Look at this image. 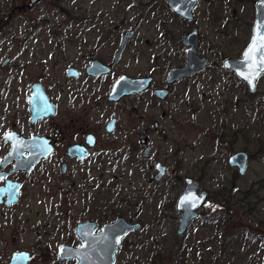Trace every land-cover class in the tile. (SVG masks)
Wrapping results in <instances>:
<instances>
[{
	"label": "rangeland",
	"instance_id": "374dc122",
	"mask_svg": "<svg viewBox=\"0 0 264 264\" xmlns=\"http://www.w3.org/2000/svg\"><path fill=\"white\" fill-rule=\"evenodd\" d=\"M257 1L198 0L193 22L172 12L167 0H46L33 8L31 0H0V42L7 41L0 57V80L9 72L1 69L9 54L6 46L15 41L23 70L19 91H27L35 75L44 72L43 61L49 68L51 90L63 91L66 69L87 60L91 42L107 39L103 55L113 62L121 33L127 30L135 33V40L116 66L118 70L162 76L183 65L187 47L182 37L193 29L199 33V56L211 62L189 83L176 87L185 96L178 106L173 98L169 100L166 116L148 96L150 159L142 157L139 138L133 139L140 132L128 137L133 139L128 147L129 117L125 114L121 130L103 140L109 152L99 160L100 168L95 171L91 163L73 168L78 174L89 171L94 178L92 187L65 192L63 197L52 191L37 198L29 180L20 204L13 210L0 209V264H9L12 254L22 250L31 253L30 264H76L61 262L52 252L59 244L80 243L74 234L77 221L95 217L113 221L118 214L140 222L142 228L123 242L117 264H168L171 251L181 247L180 264H264L260 240L264 239V76L252 94L222 66L226 58H241L250 43ZM106 25H111V35L104 32L108 35L102 36L101 27ZM85 26L93 28L81 37L79 31ZM83 38L90 43L81 50L77 41ZM60 41L63 58L56 53ZM43 51H51L52 57ZM76 86L69 84L68 91H63L67 107L59 113V120L84 116L78 106L86 103L74 99ZM69 101H74L75 110ZM189 103L193 115L188 114ZM91 114L100 121L110 118L113 111L102 103ZM154 121L160 122L159 132L154 130ZM239 152L249 155L243 176L229 165L230 156ZM156 163L166 167L160 181L154 179ZM186 178L201 181L200 191L210 196L199 209L200 218L178 237L176 207ZM221 209L228 221L226 231L220 223L208 220L218 217L214 211ZM246 230L260 239L238 244L237 234Z\"/></svg>",
	"mask_w": 264,
	"mask_h": 264
},
{
	"label": "flooded vegetation",
	"instance_id": "af4514ba",
	"mask_svg": "<svg viewBox=\"0 0 264 264\" xmlns=\"http://www.w3.org/2000/svg\"><path fill=\"white\" fill-rule=\"evenodd\" d=\"M41 2H46V0H31L29 6L33 8ZM259 2L260 0H258L255 4L253 34L257 19V5ZM110 26L111 25L103 26L107 27L108 31L105 28L99 26L102 28L100 30L102 36L110 34ZM92 28L93 26H85L84 29L79 31V36L85 37L87 32H89ZM116 28L119 27L116 26ZM129 31L130 30L124 32L122 31V41L118 52L114 53L115 56L113 62L107 61L103 55V51L108 46L109 41L107 39H99L91 42L93 44L89 48L93 49L88 53L87 60L85 62L81 61V63H78L77 66H70L66 69L67 80L63 87V91H68L69 84L76 83L77 86L74 89L76 92L74 99H79V101L86 103L85 107L78 106V108H81L85 111V114L82 118L70 119L66 121L59 120L58 117L60 115L59 113L63 112V109L67 107V102L65 103V99L63 98V91L51 90L49 79L50 72L46 62L43 61L41 65L44 72L40 71L38 72L37 76L35 75V78L30 82L27 91H19V79H21L20 75L21 71H23L21 70L22 67L19 62L20 49L15 41H11V44L6 46L8 47L9 54L2 62L1 69H7L9 72L8 75H6V79H4V76H2V80H0V141L3 144L0 147V209L13 210L16 208L24 197V192L29 180H32L29 182V184L32 185L33 195L37 198H40L45 193L52 191H58L63 197V193L65 192L69 193L72 191H78L81 188L85 190L92 187L94 185V178L91 176V173L89 171L80 174H78L79 172L74 173L73 168L75 166L81 167L85 164L88 166L90 163L92 165L91 167L95 171L100 168L99 160L103 159V157H106L105 155L109 152L107 147L103 146V140L106 138V136H114L121 130L123 126L122 117L125 114H127L129 117L127 121V133L129 135L127 136L128 147L131 146V141L133 139L136 140V138H139L138 142L140 141L144 149L143 154L146 150H149L148 159H150V139L147 136L148 121L146 115L148 96L153 97L154 101L156 102L155 105L160 109L162 108L161 111L163 112L164 116H166V105L169 100L173 98L174 106L175 104L178 106L180 100L185 96V91H181L180 94L179 91L176 92V87L180 84L189 83L190 79L196 74L186 77L181 81L168 84L167 75L169 71L164 73L162 76H157L156 73L148 75L142 72L131 73L129 71L118 70L116 66L121 63L122 59L125 57L126 53L129 51L135 40L131 38L132 40L130 39L128 41L125 49L121 52L117 59L123 39ZM104 32L109 33L105 34ZM134 36L135 33L132 37ZM6 42L7 41L0 42V57L3 55L2 48L5 47ZM77 43L81 44L80 49L82 50L87 46L88 43H90V41L87 38H83L79 39ZM114 44L115 41L110 45ZM56 47H59V51H56V53H59L60 58H63L62 41H60ZM43 54L45 56L52 57L51 51H43ZM135 58H139L137 54L135 55ZM96 62H99L109 68L110 72L101 73L96 76L93 72H91L92 64ZM209 63L211 64L210 61ZM184 65L185 63L183 65L174 67H183ZM46 68H48V71H46ZM70 70H75V72H73L72 76L69 77L68 72ZM229 73L231 77L234 75L231 72ZM124 76L132 79L150 78L151 86L139 94L123 96L118 101L110 100V94L114 84ZM263 76L264 73L259 77L258 82ZM258 82L256 84V91ZM158 90L167 91V96L163 100L155 96V92ZM256 91L253 93L256 94ZM102 103H107L109 106H111V112L113 111V115L106 120L98 121L96 118L93 119L91 112L94 111L95 108H99ZM69 104L72 105V109L75 110L77 108V106L74 105V101H69ZM190 104L191 103L187 104L188 114L193 115L195 111L194 109H191ZM53 111L55 112V116H52ZM113 121H115V123L113 130H111L108 127ZM153 125L155 132H159L161 129L160 122L154 121ZM135 132H140L141 135L135 136ZM131 135L135 137L129 140L128 137ZM20 143L22 155L21 157L18 153H16V155L18 154L17 158L22 159L23 161L21 163H17L15 158H13V160L10 162L7 161L6 158L13 149H16L17 146L19 147ZM143 154L142 157L144 158ZM31 156L34 157L32 159L39 160L34 164L31 170H27L25 167L30 162H27L25 159ZM232 168L237 169L239 172V168ZM18 186L19 193L13 194L15 197L18 196V201L15 202L12 201L13 196H10V194L11 189H15ZM209 196L210 193L208 192V198ZM117 216H119V218L113 221L103 220L97 217L78 220L75 225L74 234L80 243L77 246L59 244L57 251L54 250L52 252L50 250L52 255L57 256L59 259L58 253L63 245L72 247H79L82 245V241L76 234L78 224L85 222L96 224L97 228L95 233L97 234L103 230V226L105 224L113 223L121 218L125 219L121 217L122 215L120 214ZM68 217L69 214L67 215V218ZM79 219H82V217ZM125 220L129 223L140 224V229L142 228V224L140 222L133 220L129 221L127 219ZM208 220L209 222L215 221L211 220L210 218ZM136 231L129 234L122 241L121 247L123 242ZM17 252L29 253L32 261L30 252L22 250L16 251L14 253ZM59 261L61 260L59 259ZM71 261H76L77 264V260Z\"/></svg>",
	"mask_w": 264,
	"mask_h": 264
},
{
	"label": "water",
	"instance_id": "95a60500",
	"mask_svg": "<svg viewBox=\"0 0 264 264\" xmlns=\"http://www.w3.org/2000/svg\"><path fill=\"white\" fill-rule=\"evenodd\" d=\"M198 0H167L168 7L178 16L186 21H195L194 10L197 6ZM134 32L129 31L124 39L120 49L121 52L125 49L128 41L132 38ZM198 30L194 29L187 32L182 37V44L187 47L185 51V65L183 67H173L169 70L167 75V83L172 84L181 81L186 77L195 75L210 65L208 59L202 58L198 54L199 35ZM225 70L233 73L239 80L243 81L250 93L256 91V84L259 77L264 73V0H260L257 5V19L254 27L253 37L244 50L242 57L234 60L227 58L222 63ZM75 70H70L68 76H72ZM91 72L96 76L101 73L110 72L109 68L103 64L96 62L92 64ZM151 79L141 78L132 79L127 76L120 78L114 84L110 100L118 101L123 96H130L132 94H139L150 88ZM155 96L162 100L167 96L166 90H158ZM35 114V113H34ZM55 116V112H52ZM115 121L109 124V129L113 130ZM19 147L13 149L7 161H12L13 158L17 163L23 160L17 158L21 157L22 150ZM16 153H18L16 155ZM34 154V153H33ZM32 155V154H31ZM144 158H149V150L143 154ZM33 156L25 159L30 162L26 165L27 170H31L34 164L39 159H32ZM249 157L244 152L236 153L229 158V164L232 167L239 168L241 175H245L248 169ZM156 181H160L166 175V167L161 163H157ZM200 190V181L195 178L185 179V188L177 201V211L180 213L177 227V236L183 237L189 225L196 221L200 214L199 209L208 198V192ZM19 193V186L11 189L10 196ZM12 201L17 202L18 196L12 197ZM140 224L129 223L125 219H118L113 223H108L103 226V230L95 233L97 225L91 222L80 223L77 226L76 234L82 241L79 247L62 246L59 250L58 256L61 261L77 260V264H116V255L119 252L122 241L132 232L140 229ZM31 261L29 253L17 252L12 255L9 264H29Z\"/></svg>",
	"mask_w": 264,
	"mask_h": 264
},
{
	"label": "trees",
	"instance_id": "16d2710c",
	"mask_svg": "<svg viewBox=\"0 0 264 264\" xmlns=\"http://www.w3.org/2000/svg\"><path fill=\"white\" fill-rule=\"evenodd\" d=\"M232 77L233 78H236L234 75H232ZM227 209H228V211H230L231 207L229 206V207H227ZM214 212L216 214L218 213L217 214L218 217H216L215 219H212V220H215V221H213L211 223H214L215 224V223L218 222V223H220L219 226L221 228H225V231L228 230V228H227L228 221L225 220V215H224L223 209H221L219 211H216L215 210ZM243 235H244V237H243ZM224 238H226V237H224ZM236 239H237L236 242L238 244H240L244 240L247 241V242H249L250 244H253V243L257 242L260 239V237L257 235V233H253L251 231H247L246 230L243 233L239 232L237 234V236H236ZM260 240L262 241V244H261V246H262L263 243H264V239L263 240L260 239ZM179 249L180 250L173 249V251H171V253L169 254V257H168V259H169V263L168 264H180L179 263V256L182 255L181 254V251H182L183 247H181ZM262 249L264 250V245H263V248Z\"/></svg>",
	"mask_w": 264,
	"mask_h": 264
},
{
	"label": "bare ground",
	"instance_id": "6f19581e",
	"mask_svg": "<svg viewBox=\"0 0 264 264\" xmlns=\"http://www.w3.org/2000/svg\"><path fill=\"white\" fill-rule=\"evenodd\" d=\"M207 59V58H206ZM227 59V58H226ZM209 61V60H208ZM184 63H185V59H184ZM204 71V70H203ZM230 165V164H229ZM231 166V165H230ZM243 176V175H242ZM197 221V220H196ZM195 222V221H194ZM193 223V222H192ZM12 258V257H11ZM11 260V259H10Z\"/></svg>",
	"mask_w": 264,
	"mask_h": 264
}]
</instances>
